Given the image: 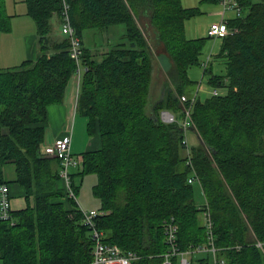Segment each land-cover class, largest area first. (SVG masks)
I'll list each match as a JSON object with an SVG mask.
<instances>
[{
    "label": "trees",
    "instance_id": "1",
    "mask_svg": "<svg viewBox=\"0 0 264 264\" xmlns=\"http://www.w3.org/2000/svg\"><path fill=\"white\" fill-rule=\"evenodd\" d=\"M67 1L84 49L77 111L87 119L88 135L101 140L99 148L83 153L80 173L97 174L93 191L103 213L96 222L104 240L136 253L132 264H156L171 247L167 222L177 223L176 243L186 251L207 242L203 213L209 210L226 264H264L255 244L256 238L264 240V0H237L246 13L229 18L232 33L220 37L221 73L211 58L202 65L210 35L191 38L186 32V20L204 13L199 6H184L182 0ZM62 5L63 0H27L40 52L35 60L0 67V128L6 130L0 133V186L19 183L27 200L25 208L14 209L13 224L0 221V264L93 260L91 230L77 202L67 197L61 160L44 149L48 107L64 101L77 71L69 38L50 37ZM10 20L6 0H0V31L10 30ZM141 21L152 27L151 34ZM119 23L126 25V41L94 59L83 32ZM154 46L164 47L160 56L171 62L165 93L155 101V59L161 58ZM194 66L226 92L197 96L194 125L185 129L160 114L166 109L182 118L180 96L193 93ZM188 130L199 138L191 142L190 156L183 142ZM9 163L14 179L5 175ZM192 175L197 180L191 183ZM71 177L77 194L75 173ZM197 183L203 204L195 198ZM191 257L192 264H213L209 253Z\"/></svg>",
    "mask_w": 264,
    "mask_h": 264
},
{
    "label": "built area",
    "instance_id": "2",
    "mask_svg": "<svg viewBox=\"0 0 264 264\" xmlns=\"http://www.w3.org/2000/svg\"><path fill=\"white\" fill-rule=\"evenodd\" d=\"M223 4L224 8L220 12V21L213 22L208 30V34L211 37L219 38L232 33V28L228 23L227 11H236L237 15H242V7L238 4L237 0H219ZM71 6L67 0H63L61 9V30L62 33L69 38L71 57L77 63L76 75L81 78V74L84 68L82 63L83 58V43L82 38L78 35L71 19ZM210 57L203 61L204 68L208 65ZM214 94H217V89L214 90ZM198 92H193L191 95L180 96V101L183 105L182 118L180 119L177 114L170 110H162L160 117L164 122L174 123L179 122L185 129L194 125L191 115V108L195 100L197 99ZM187 135V134H186ZM186 145L187 153L190 156V144L185 136L183 140ZM72 131L66 133L63 136L57 137L52 145L45 148V153L49 156L58 157L61 160L60 176L63 179L67 197L74 199L77 202V194L72 184V177L70 168L80 167L83 159L72 152ZM188 163L191 162L189 158ZM196 177L192 175L189 178V182H194ZM83 215V222L88 225L91 230V236L94 241L93 245V260L91 264H132L133 261L139 258L134 252H124L122 248L117 244L108 243L104 240L105 232L97 227L96 218L103 213L101 210L91 209L84 210L79 205ZM14 209L11 203L10 188L7 183L0 186V221H9L14 223ZM204 224L207 230V242L203 245H199L192 249L181 251L179 250L176 239L178 225L173 220L167 222L166 233L167 240L171 243L169 251L164 255L162 262L156 264H174L175 257L180 258V264H192V255L209 253L212 257L213 264H226V259L218 255L219 247L216 245V237L214 234V225L209 210L203 213ZM256 246H258L264 252V240L256 238ZM240 248V246H238ZM178 260V259H177Z\"/></svg>",
    "mask_w": 264,
    "mask_h": 264
},
{
    "label": "rangeland",
    "instance_id": "3",
    "mask_svg": "<svg viewBox=\"0 0 264 264\" xmlns=\"http://www.w3.org/2000/svg\"><path fill=\"white\" fill-rule=\"evenodd\" d=\"M255 1H259V0H255ZM183 4L184 6H199L204 11L203 14L191 17L186 20V30L188 32L187 35L188 37H191V38L194 36L208 35V29L210 28L212 22L216 20L220 21L221 14H219L218 11L221 12L224 8L223 4L219 0L216 2L206 1V0H183ZM216 10H217V13L220 15V18H216V15H217V13L215 15ZM226 13H227L226 15L227 18H232L234 15L237 14L236 11H227ZM245 13H246V10L243 9L242 14H245ZM146 23H147L146 21L144 23L141 21V25L145 29L146 33L151 34L152 27L146 25ZM196 28L199 30L198 32H194V31H197ZM148 29H151V30H148ZM125 34H126V25L124 23H119V24L110 26L106 31L100 30L98 28L86 29L83 32V40L85 42L86 47L91 48L96 53L98 49H100V51L108 50L116 43L126 41ZM220 46H221V38L220 37L215 38V37L210 36L206 42V46L201 56L203 61H206L209 57L211 58L212 60L211 63L214 65V70L217 73H221L223 70V65L220 63V61L218 60V57L216 56V54L220 50ZM154 47H155V53H154L155 55L160 56L162 52L165 53L164 47H160V48H157L156 46ZM102 56H103L102 54L98 53V59H101ZM160 58H161L160 60L158 59V57H156L155 59V75H154V81H153V96H156L157 98L159 95L158 94L159 90L163 88L162 87L163 84L168 81L166 70L171 69L169 67V62H170L169 59H167L166 56H160ZM157 63H159L160 67L157 66ZM157 71H159L160 74H157ZM190 77L191 79L196 81L193 84V87H194L193 92L195 93L197 91L198 96L202 99H205L206 97L213 95V92L215 89H217L218 93L226 92V88H223V87L215 88L208 83L207 81L208 75L204 76V69L202 67L194 66L190 68ZM78 116L84 117L86 119V117L81 116L80 113L78 114ZM75 133H76V139H75L74 147L80 146L82 147L80 149L81 151L85 150L88 144L89 138L91 136L88 135L87 130H84L83 136L82 134L78 136L77 130ZM197 136H198L197 133L195 135L191 130L187 131L186 137L189 141L190 146H191V142H194V141L197 142V139L199 140ZM184 147L186 148V145ZM81 151H78V152H81ZM185 152L187 153L188 151L185 150ZM76 155L79 156L78 154ZM78 169H79L78 167L72 166L70 168V171L71 173L72 172L75 173V180H76L75 182L79 186V193H77V197L79 199V202L81 203L82 209L88 210V211L91 210L92 208L101 210L100 201L95 196L94 191H93V186L97 182V174L94 172L85 173V174L80 173V170L83 169V162H81L80 169L79 170ZM14 172H15L14 164H11V163L7 164L5 167L6 177L10 178L11 175L14 174ZM195 193H196V196H195L196 201L200 204L204 203L205 196L203 194V190L201 189L198 183L196 184ZM18 199L19 198H17V200ZM179 260L180 258H178L177 264H180Z\"/></svg>",
    "mask_w": 264,
    "mask_h": 264
},
{
    "label": "crops",
    "instance_id": "4",
    "mask_svg": "<svg viewBox=\"0 0 264 264\" xmlns=\"http://www.w3.org/2000/svg\"><path fill=\"white\" fill-rule=\"evenodd\" d=\"M6 8L8 14L11 17V28L9 31H0V67L2 68L19 65L26 59L35 60L40 52L37 25L34 18L28 13L27 0H7ZM216 13L217 10L215 12V15ZM218 13L220 14L219 11ZM218 13L216 15V18H220V15ZM52 24V32L50 34L52 40L55 41L64 37V34L61 30L60 15H54L52 19ZM108 28L104 29L103 31H106ZM196 30L197 31L194 32L199 31L197 28ZM98 50L95 53V51L91 49L93 58L100 60L98 59V53L104 55L105 52L108 50ZM157 66L160 67L159 63H157ZM157 74H160V72L157 71ZM80 80L81 78L79 79L78 76L75 74L68 83L64 101L62 103L51 104L48 107V122L46 125V138L44 142V149L47 146L52 145L57 137L63 136L66 133H69V131H72V152L75 155L78 154L79 157L84 159L83 153L87 150L99 148L101 146V140L99 136L90 137L86 149L82 151L80 150L82 147H74L76 139V130L78 131V136H80L81 134L83 136V132L84 130H86L87 124V119H85L84 117H79V113L77 111ZM164 93L165 89L163 87L158 92V98L156 96H153V101H155L156 99H160L164 95ZM5 131L6 130L4 128H0V133ZM191 131L196 135L193 130ZM15 177L16 172H14V174L11 175V177L8 179H14ZM10 193L13 209L19 210L26 207L27 200L24 196V188L19 183H10ZM17 198L19 199L17 200ZM77 204L78 206H81L79 199H77Z\"/></svg>",
    "mask_w": 264,
    "mask_h": 264
},
{
    "label": "water",
    "instance_id": "5",
    "mask_svg": "<svg viewBox=\"0 0 264 264\" xmlns=\"http://www.w3.org/2000/svg\"><path fill=\"white\" fill-rule=\"evenodd\" d=\"M201 141L203 142V140L201 139Z\"/></svg>",
    "mask_w": 264,
    "mask_h": 264
}]
</instances>
